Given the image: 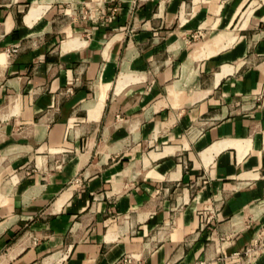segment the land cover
<instances>
[{
	"label": "crops",
	"instance_id": "crops-1",
	"mask_svg": "<svg viewBox=\"0 0 264 264\" xmlns=\"http://www.w3.org/2000/svg\"><path fill=\"white\" fill-rule=\"evenodd\" d=\"M263 228L264 0H0V264H224Z\"/></svg>",
	"mask_w": 264,
	"mask_h": 264
},
{
	"label": "built area",
	"instance_id": "built-area-1",
	"mask_svg": "<svg viewBox=\"0 0 264 264\" xmlns=\"http://www.w3.org/2000/svg\"><path fill=\"white\" fill-rule=\"evenodd\" d=\"M82 19H87L91 22H98L103 17L102 11L100 8L93 6L88 9H82L80 12ZM18 47L12 49V53H16ZM264 252V228L258 233L253 244L245 249L241 253H234L227 257L224 261V264H252L261 253ZM132 258L128 257L123 261V264H131ZM198 264H204L200 262Z\"/></svg>",
	"mask_w": 264,
	"mask_h": 264
},
{
	"label": "rangeland",
	"instance_id": "rangeland-1",
	"mask_svg": "<svg viewBox=\"0 0 264 264\" xmlns=\"http://www.w3.org/2000/svg\"><path fill=\"white\" fill-rule=\"evenodd\" d=\"M199 38L201 39V36H199Z\"/></svg>",
	"mask_w": 264,
	"mask_h": 264
}]
</instances>
